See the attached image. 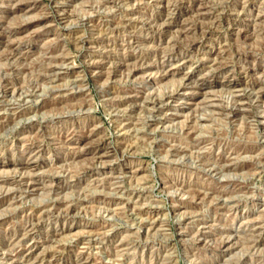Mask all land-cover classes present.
I'll return each instance as SVG.
<instances>
[{"label":"rangeland","instance_id":"obj_1","mask_svg":"<svg viewBox=\"0 0 264 264\" xmlns=\"http://www.w3.org/2000/svg\"><path fill=\"white\" fill-rule=\"evenodd\" d=\"M0 82V264H264V0H0Z\"/></svg>","mask_w":264,"mask_h":264},{"label":"bare ground","instance_id":"obj_2","mask_svg":"<svg viewBox=\"0 0 264 264\" xmlns=\"http://www.w3.org/2000/svg\"><path fill=\"white\" fill-rule=\"evenodd\" d=\"M18 5V4H17ZM66 18V17H65ZM193 25H197V24H184V27H189V26H193ZM197 26H200V28L201 29H204V28H202L201 27V24L199 25H197ZM182 28V27H181ZM192 29V28H191ZM183 31V30H182ZM36 32V31H35ZM115 32V31H114ZM180 33H181V31H180ZM203 33L205 34V36H209V35H211V32L209 31V30H206L205 32L203 31ZM182 34V33H181ZM180 35V34H179ZM134 37V36H133ZM131 41V40H130ZM134 42V41H133ZM12 43V42H11ZM131 46V45H130ZM136 56V55H135ZM182 57H183V55H181ZM128 57V56H127ZM186 57V56H185ZM51 58V57H50ZM56 58V57H55ZM133 58V57H132ZM141 58V57H140ZM139 58V59H140ZM136 59V58H135ZM183 59V58H182ZM51 61V60H50ZM102 63V62H101ZM46 64V63H45ZM93 64V66L96 68L97 66V64L95 65V63L93 62L92 63ZM227 65V64H226ZM47 66H49V65H47ZM46 67V66H45ZM223 67V66H222ZM222 67H221V69H217V70H219V71H217V72H220L221 73V70H222ZM49 69H47V72L49 73V72H51L52 73V71H54V67H51V66H49L48 67ZM127 68V67H126ZM138 70V69H137ZM47 73V74H48ZM49 77V76H48ZM41 80V79H40ZM190 81V79H188V82ZM4 82V81H3ZM263 82V81H262ZM1 83V82H0ZM191 83H188V84H185L184 85V88H182V91L184 90V91H188V90H185V89H188L189 87V85H190ZM241 85V84H240ZM240 85L239 84H237V83H231L230 84V86L234 89H237V88H239L240 87ZM263 85V84H262ZM58 89V88H57ZM180 90V89H179ZM241 90V89H240ZM236 91L237 92V96H236V98H237V101H236V103H235V106L233 107V106H231V107H227V108H229V110H228V112L230 113V114H233V115H235L236 113H238V112H241L240 111V109H237V108H239V107H242L244 104H242V102L244 101L245 102V99H246V96H247V94H249V93H245V89L243 90V91ZM248 90V89H247ZM246 90V91H247ZM232 91V90H231ZM29 92V91H28ZM8 93V87H7V85H6V87H0V96L1 95H3V96H5L6 94ZM181 93V92H180ZM34 94V93H33ZM33 94L31 93L30 95H28V97H32L33 98ZM185 94V93H184ZM206 94V93H205ZM207 95V94H206ZM260 95V94H259ZM12 97V96H11ZM122 98H124V97H122ZM262 98H264V94L262 95ZM173 99H175V96H167V98H165L163 101H161V102H154V103H151L152 105H153V108H154V110H158L159 109V107H158V104H162V105H165V102H169V100H173ZM15 100V99H14ZM132 100H134V99H132ZM24 101V100H23ZM132 102V101H131ZM209 102H214V101H209ZM208 102V103H209ZM217 102V101H216ZM117 103V102H116ZM1 104V103H0ZM23 104V103H22ZM126 104H128V103H119L118 105L119 106H124V105H126ZM224 104V103H223ZM117 105V106H118ZM187 105V104H186ZM219 105H217V107H218ZM129 107V106H128ZM164 107V106H163ZM168 107V106H167ZM209 107H215V106H213V105H211L210 106V104H209ZM221 107H223V106H221ZM165 108V107H164ZM172 108V107H171ZM224 108V107H223ZM52 109V108H51ZM220 111H222V110H224V109H220V108H218ZM244 109V108H243ZM171 110H173V109H171ZM170 110V111H171ZM227 110V109H226ZM25 111V110H24ZM152 111V110H151ZM243 111V110H242ZM174 112H176V111H174ZM227 112V111H226ZM24 113L25 112H20V113H18L17 114V117L18 118H21L23 115H24ZM153 113V112H152ZM177 113V112H176ZM237 116V115H236ZM24 117V116H23ZM237 118V117H236ZM6 121V120H5ZM7 122V121H6ZM9 122V121H8ZM172 122V121H171ZM1 124H3V123H1ZM17 124V123H16ZM7 125V124H6ZM127 127V126H126ZM97 132V131H96ZM155 136V135H154ZM85 137V136H84ZM88 139H90L89 137H86V140H88ZM96 140V139H95ZM57 141V140H56ZM91 142V141H90ZM102 144V143H101ZM93 145V144H92ZM99 145V144H98ZM85 146V145H84ZM101 146V145H100ZM125 148V147H124ZM130 148H132L131 146H129L128 147V150L130 149ZM81 149V148H80ZM126 149V148H125ZM95 150H97V152H96V155H97V158L99 159V161L101 160V159H103V158H105V157H107L108 155H109V153H110V151L109 150H107V149H100V147H98L97 149H95ZM81 151V150H80ZM92 151V150H91ZM32 152V151H31ZM84 153V152H83ZM94 154V153H93ZM92 154V155H93ZM234 154V153H233ZM232 156V155H231ZM31 157V156H30ZM92 157V156H91ZM93 158V157H92ZM231 159V158H230ZM93 160V159H92ZM232 161V160H231ZM13 162V161H12ZM103 162V161H102ZM101 162V163H102ZM106 162V161H105ZM13 163H15V162H13ZM12 163V164H13ZM23 163V162H22ZM8 164V163H7ZM20 165H22V166H32L33 168H35V169H38L39 168V164H34V162L33 163H27V162H25V163H23V164H20ZM242 166V165H241ZM226 167V166H225ZM25 168V167H24ZM32 169V168H31ZM243 169V168H242ZM36 172V171H35ZM36 179L35 178H30V179H28V178H23L22 180H21V190L20 191H9L8 193H4L5 195L4 196H0V207L2 206V205H4L7 201H11V200H9V199H17L18 197H21V196H23V195H25L26 194V196H27V194H29L30 192H32V191H35L36 192V188L38 187V185L35 183L36 181H35ZM42 180V179H41ZM54 181V180H53ZM16 182V181H15ZM14 182V183H15ZM40 182V181H39ZM10 183V182H9ZM20 183V182H19ZM54 183V182H53ZM57 183V182H56ZM59 183V182H58ZM11 185L13 184V182L12 183H10ZM16 184V183H15ZM52 184V183H51ZM55 184V183H54ZM41 185V184H40ZM45 185V188H47L46 187V184H44ZM43 185V186H44ZM49 185V184H48ZM47 185V186H48ZM53 185V184H52ZM63 185V184H62ZM59 186V185H58ZM42 187V186H41ZM40 187V188H41ZM54 187V186H53ZM48 188H51L50 187V185H49V187ZM56 188V187H55ZM15 189H18V188H15ZM20 189V188H19ZM18 189V190H19ZM38 189V188H37ZM7 190V189H6ZM43 190V189H42ZM48 190V189H47ZM52 190V189H51ZM55 190V189H54ZM49 191H50V189H49ZM57 192V191H56ZM1 193V192H0ZM56 202V201H55ZM58 204H59V202H58ZM53 205H54V203H53ZM53 207V206H52ZM3 208V207H2ZM44 208V207H43ZM49 208H51V207H49ZM56 210V209H55ZM41 211V210H40ZM69 212H71V208H70V210H69ZM42 213H44V212H42ZM41 212H40V214H42ZM49 215L50 214H52V213H54V210L53 209H51V211H49V212H47ZM46 213V214H47ZM39 214V213H38ZM46 214H45V216H46ZM70 214V213H69ZM49 215H47V216H49ZM55 215V214H54ZM53 216V215H52ZM70 216V215H69ZM36 217V216H35ZM42 219V218H41ZM43 220V219H42ZM32 221V220H31ZM37 223V222H36ZM31 225L33 226L34 224H32L31 223ZM38 225V224H37ZM31 226V227H32ZM35 226V225H34ZM33 228V227H32ZM66 228V227H65ZM23 229V228H22ZM263 229V228H262ZM73 229H69L68 231H72ZM35 229L33 228V229H31V230H29V229H27V230H25L24 229V231H23V233H22V237L24 238V240L23 241H27V240H35V236H36V233H35ZM64 231V230H63ZM258 231V230H257ZM261 232V231H260ZM15 234V233H14ZM68 234V233H67ZM264 234V233H263ZM14 237H15V235H14ZM18 237V236H17ZM37 237V236H36ZM14 239V238H13ZM22 240V239H21ZM22 241V242H23ZM199 241V240H198ZM226 241V240H225ZM228 241V240H227ZM25 243V242H24ZM259 243V242H258ZM258 243H256V244H258ZM21 244V243H20ZM222 245V244H221ZM224 249H229V245H228V242H225L224 244ZM38 246V245H37ZM36 246V244H34L32 247H30L29 248V254H28V257H27V263L29 262V261H31L30 259L32 258V256H33V254H34V250H35V248L37 247ZM231 247V246H230ZM259 247V246H258ZM11 251V250H10ZM222 251V250H221ZM55 253V252H54ZM1 256H2V253L0 252V258H1ZM4 256V255H3ZM82 257V256H81ZM4 258V257H3ZM3 260V259H2ZM17 260V259H16ZM13 262V261H12ZM17 262V261H16ZM18 263V262H17ZM42 263V262H41ZM22 264V263H21ZM40 264V263H39Z\"/></svg>","mask_w":264,"mask_h":264}]
</instances>
